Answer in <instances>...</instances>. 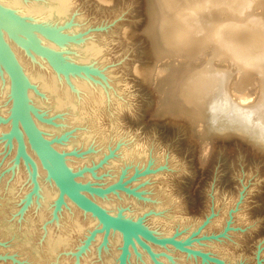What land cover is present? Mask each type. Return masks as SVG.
Masks as SVG:
<instances>
[{
	"label": "rangeland",
	"instance_id": "374dc122",
	"mask_svg": "<svg viewBox=\"0 0 264 264\" xmlns=\"http://www.w3.org/2000/svg\"><path fill=\"white\" fill-rule=\"evenodd\" d=\"M68 1L72 28L65 31L98 48L89 64L98 67L105 79L70 76L69 81L85 83L91 91L87 95L74 86L77 102L81 100L89 114H84L85 120L67 119L66 111L51 115L56 121L50 125L59 130L50 137H63L56 144L66 154L67 164L74 170L92 169L78 180L101 188L120 180L132 192L116 189L91 197L108 209L140 219L156 234L180 229L186 231L179 235L184 237L209 212L208 193L216 175L215 216L200 235L222 231L230 209L231 229L224 237L194 246L229 264H256L261 243L260 264H264V149L235 131L206 129V120L185 100L195 84L212 89L210 77L199 79V86L193 82L197 75L211 65L232 62H239L246 72L237 81L243 80L241 87L253 91L254 98L264 96V0ZM74 44L62 47L65 59L75 60ZM36 66L48 73L41 64ZM212 94V99L217 96ZM13 150L14 146L12 151L4 148L0 139L1 220L14 224L17 234L31 237L42 254L46 229L52 236L67 237L68 244L51 261L40 262L20 246H12L13 236L0 231V256H6L0 264H104L112 256L114 242L104 244L99 233L98 241L93 236L86 243L96 225L83 210L66 201L59 209L54 201L46 207L36 201L25 204L32 183L23 163L14 172L8 170ZM39 181L47 184L46 174L40 173ZM9 184L14 186L11 194ZM72 220L81 224V230H75ZM150 245L156 254L163 253L157 256L160 264H201L173 247ZM138 251L140 256L132 252L128 264H154L147 252Z\"/></svg>",
	"mask_w": 264,
	"mask_h": 264
},
{
	"label": "water",
	"instance_id": "95a60500",
	"mask_svg": "<svg viewBox=\"0 0 264 264\" xmlns=\"http://www.w3.org/2000/svg\"><path fill=\"white\" fill-rule=\"evenodd\" d=\"M71 23L72 18H70L69 21L57 23L48 28L43 23L36 22L35 20H21L20 18H17L0 8V63L8 76L11 96V112L7 118L0 119V123H5L10 120L9 128L7 131L1 132L0 139L4 142V148L8 147L9 151H12V145L8 143L7 138L12 136L16 139L13 159L8 170L14 172L16 168H19L21 163L25 166L28 177L32 183L31 192L25 196V204L31 203L32 201H36L39 204L41 184L39 181L40 173L37 170V166L35 165L34 167V160L27 152V145L25 144L23 136L26 137L29 145L28 147L33 151L35 158L39 160L40 167L45 171L46 180H48V177L52 179L59 190L58 196L53 200L54 206L59 209L61 205L65 204V198H67L78 208L83 210L85 213H89L97 220L98 224L87 236L86 243L89 242L91 237L100 233L103 234L105 244L108 240L110 228L116 230L120 234L121 241L118 248L119 252L116 264H128L131 252H135V254L140 256L138 248L147 252L154 264H160L157 256L158 254L163 253L156 254L150 244L173 247L174 249L185 253L187 256L199 259L201 264H229L219 256L198 248L193 244L195 242H200L201 240L219 239L224 237L227 231L231 229L230 220L231 212H233L232 209L229 210L228 214L230 219L226 221L222 231L216 234L211 233L209 235H200L202 230L210 224L212 218L215 216V197L213 189L217 179L216 175L212 179L210 191L208 193L210 198L209 212L204 215L203 219L196 223L192 230H190L184 237H179V235L186 233V231H180V229H176V232L172 234H156L150 228L145 226L140 219L136 220L130 217V219L123 218L121 214H113L99 202L94 200L93 197H91L92 195H103L116 189H127L124 188L123 183L120 180L109 184L105 188L97 187L89 182H82L78 180V177L84 172L91 171L92 169L87 167L79 168L77 170H74L71 167L69 168L64 162L66 154L61 150H57L53 146V144L59 142V140L63 137L57 138V136H54L53 138H46L43 135V132L35 124L33 115L49 124L53 123L54 118L53 116L46 117L44 112L39 113L37 109L29 103L26 94L25 77L21 65L12 48L6 41L2 30L5 29L14 34L11 29L15 28L18 32H20L28 46L46 58L53 68L62 73L66 79L69 78V75H78L86 80L92 81L97 77L105 81L101 71L98 68L93 67V64H80L79 62H75L73 58L65 59L64 55L67 52H63L61 50L64 45L69 42H83L78 40L79 34L68 33L65 31L66 28L71 27ZM34 33H39L48 39L59 43L58 46L62 45L60 46L61 48L59 47V50L57 49L54 51L39 44ZM97 84L102 85L101 82H97ZM205 127L209 130L221 131L213 129L208 126V124L207 126L205 125ZM229 130L235 131L236 134L240 135L243 139L264 149V145L260 143V140L253 138L248 132L242 130L237 131V129ZM145 172H147V169L144 170V173ZM242 196V191H240L239 200L242 199ZM117 212L122 211L117 210ZM260 244L261 243L258 244V249L255 255L256 264L261 263ZM0 258H6V256H0ZM9 258L17 262L12 256H9Z\"/></svg>",
	"mask_w": 264,
	"mask_h": 264
},
{
	"label": "bare ground",
	"instance_id": "6f19581e",
	"mask_svg": "<svg viewBox=\"0 0 264 264\" xmlns=\"http://www.w3.org/2000/svg\"><path fill=\"white\" fill-rule=\"evenodd\" d=\"M0 8L10 13L13 16L20 18L21 20H26V21L35 20L36 22L43 23L48 28H50V26H53L57 23H64L70 20L68 19L69 9H70L68 0H0ZM11 31L16 36L5 29L2 30L6 41L8 42L9 46L12 48L13 52L15 53L21 65L25 77L26 94L29 103L35 109H37L39 113L44 112L46 117L66 111L65 116H67V119H72L76 123L78 121H82L83 119L85 120L86 118L84 114L86 115L87 112L84 111V103L81 100H79L80 104L77 102V99L74 96L76 95L77 91L74 86L81 89V91L85 90L84 91L85 94L88 95L91 93V91L89 93L86 90V84L80 83L78 85H75L74 81L73 82L69 81L70 76L73 75H69V78L66 79L62 73L56 71L53 68V66L48 62L46 58H44L43 56H41L39 53H37L28 46L27 42L22 37L20 32H18L15 28H12ZM34 35L38 40L39 44L47 48H50L54 51H56L57 49L59 50V47L62 46V45L58 46L59 43L54 42L39 33H34ZM73 47H74L73 57L75 61L77 63L79 62L80 64H89L95 58V56L99 51L96 46L87 42L75 43ZM37 63L41 64L43 68L47 70L48 73L46 74L45 72L39 70L36 66ZM238 63L235 64L232 62L231 66L230 65L227 66L228 63L226 65L217 64L218 66L216 65L211 67L212 66L211 65L212 62H211L209 64L211 66L210 68H206L207 71L205 72V74H202L200 76L197 75L198 79H196L195 77L196 80L193 81L195 83L197 81V85L199 86L198 84L199 79H205V78L208 79L210 77V79H212L211 80L212 82L209 83L210 88H212L211 91L208 90L209 87L203 86V83H201L202 87H195L196 86L195 84L192 86V89L189 88V90H187L185 100L189 104L193 105L195 108L198 109L203 119L206 120V122H203L206 126L208 124V126L212 127L213 129H218L221 131H223L224 129H234V130L237 129V131L242 130L248 132L249 135L252 136L253 138L259 139L260 143L264 145V121H262V118H264V96H257L254 98L253 91L250 92L249 89L248 91V90H244L241 87L240 83L243 80L240 79L241 81L240 83H238L239 78L241 75H243L246 72L239 67ZM237 71L240 73H238ZM261 77H264V74H262ZM262 79H263L262 82H264V78ZM212 84L216 86L215 90L213 89ZM261 85L264 84L261 83ZM213 91H215V94L217 93L216 94L217 96L213 97L212 99ZM10 112H11V96H10L9 79L6 71L4 70L2 64L0 63V119L7 118ZM87 115L89 116V114ZM87 115L86 117H88ZM33 120L37 125V127L43 132V135L46 138L50 137L51 134L57 133L59 130L58 127H54L53 125H50L40 120L34 115H33ZM53 120L56 121V119ZM9 124H10V120H8V122L5 123H0V131L2 129L8 130ZM224 127H230V128H224ZM23 137L25 140V144L27 145V152L34 160L33 161L34 167L36 165L38 172L45 175V171L40 167L39 160L35 158L33 151L31 150V148L28 147L29 145L27 143L26 137L25 136ZM89 137H90L89 134L86 135L83 141L85 140L87 141ZM7 139H8L7 140L8 143L14 146V150H15L16 147L15 137L11 136ZM53 146L57 150H59L58 149L59 146L57 144H53ZM65 159L67 160V158ZM66 160H64V162L70 168L71 166L67 164ZM6 189L7 192L11 194L12 190L14 189V186L9 184V186H7ZM58 193L59 190L56 184L52 179L48 177L47 184L41 183V197L39 199V204H41L40 206L46 207L50 202L53 201V199H55L58 196ZM65 201L66 203L69 202V204L73 205V207L74 206L76 207V205L73 204L71 201H69V199L65 198ZM107 210L108 211L110 210L109 212L113 214H121L123 218H129L127 214L125 215L122 212H117V210L115 211L111 209H107ZM1 213H2V205L0 204V215ZM87 216L89 217L88 219H90L89 221L90 222L95 221L96 223L94 225L97 226L98 224L97 220L93 218L90 214H87ZM72 222H73L72 225L77 232L81 230L82 228L81 224L77 220L76 221L72 220ZM26 230H29V227L26 228ZM0 231L1 233L8 232L9 235L13 236L11 238V240H13L11 243L12 246L14 245L20 246L23 250H25L27 254L31 255V258L33 260L34 259L35 261L41 260L40 262H42L44 258H46L48 261H51V259L55 257V255L57 254L58 250L61 247H66V245L68 244L67 237H63L62 235H59L57 233L56 235L52 236L50 234L49 229H46V231H44L45 233L42 240L45 254L44 253L42 254V251L40 252V250L39 251L36 250L38 248L37 246L36 248L34 245H32L30 239L31 237L27 238V235H25L24 233H23L24 236L22 235V233H20L21 234L20 236V234H17V230L15 229L14 224L4 223V221H2L1 218H0ZM109 232L114 235V238L111 237L113 239L108 238L110 245L113 244L112 242H114L113 244L114 250L112 256L111 257L108 256L109 258H107L106 261L104 260L105 261L104 264H116L117 256L119 252L118 247L120 245L121 237L116 230L110 228ZM95 237H97L96 238L97 241L100 238L99 235L98 236L95 235ZM76 256H78V254ZM50 264H59V262L52 261Z\"/></svg>",
	"mask_w": 264,
	"mask_h": 264
},
{
	"label": "flooded vegetation",
	"instance_id": "af4514ba",
	"mask_svg": "<svg viewBox=\"0 0 264 264\" xmlns=\"http://www.w3.org/2000/svg\"><path fill=\"white\" fill-rule=\"evenodd\" d=\"M54 200V199H53ZM102 205V204H101ZM104 206V205H103ZM106 207V206H105ZM107 208V207H106ZM108 209V208H107ZM110 211V210H109ZM86 214H89V213H86ZM87 216V215H86ZM94 218V217H93ZM96 223V222H95Z\"/></svg>",
	"mask_w": 264,
	"mask_h": 264
}]
</instances>
